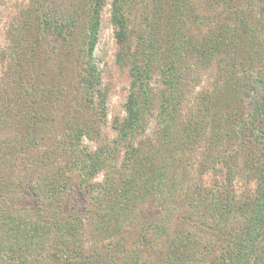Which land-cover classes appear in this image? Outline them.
I'll use <instances>...</instances> for the list:
<instances>
[{
    "label": "trees",
    "instance_id": "obj_1",
    "mask_svg": "<svg viewBox=\"0 0 264 264\" xmlns=\"http://www.w3.org/2000/svg\"><path fill=\"white\" fill-rule=\"evenodd\" d=\"M27 1L16 18L12 54L0 52V64L7 66L11 59L24 66L22 48L35 51L33 42L53 41L63 62L74 64L86 97H97L105 119L107 94L94 51L107 0ZM216 1L225 15L207 28L208 14L183 15L182 0H112L119 55L128 60L130 76L125 116L114 127L116 140L127 148V161L133 159L127 164L133 175L122 183L117 175L106 183L94 182L104 160L101 150L92 152L84 138L95 141L100 130L77 119L67 121L65 128L71 129L44 154L61 161L63 182L14 180V189L22 186L26 199H38L30 208L18 206L7 183L0 187V264H264V33L257 28L264 21V0ZM138 5L142 22L138 44L132 45L129 14ZM29 16L36 24L32 43L18 26ZM154 65L160 89L151 85ZM199 69L215 70L210 78L225 84L215 83L216 92L206 94L217 96L212 104L205 103L204 94L202 103L196 101L180 116L189 98L188 79ZM6 81L8 86L16 83L9 77ZM20 85L28 93L25 79ZM4 86L0 93L6 94ZM28 97L22 118L5 113L14 103L3 101L0 165L24 149L25 129L43 115L35 111L40 101ZM155 104L157 137L139 143L137 137L146 131L144 115ZM196 144H202L203 158L197 168L187 169L185 156ZM8 167L4 162L0 169ZM81 199L82 209H76L73 204ZM11 206L13 213L5 210ZM26 210L31 214L22 213ZM87 225L93 237L88 246L82 237ZM206 232L222 245L205 262L213 250L210 242L204 243Z\"/></svg>",
    "mask_w": 264,
    "mask_h": 264
},
{
    "label": "rangeland",
    "instance_id": "obj_2",
    "mask_svg": "<svg viewBox=\"0 0 264 264\" xmlns=\"http://www.w3.org/2000/svg\"><path fill=\"white\" fill-rule=\"evenodd\" d=\"M63 1L66 3L70 2V0ZM182 1L184 5L181 10L185 12L183 15L192 17L197 11L199 14L205 12L208 14V17H205L204 19V26H207V28L212 26L213 20L225 15L222 11V7L217 5L216 0L212 2H210V0ZM111 2L112 0H107V4L104 7L102 30L94 51V55L99 61L103 88L107 94L105 119L100 116L98 111L97 97L94 96L93 101L86 97L82 84H79V79L76 78L77 71L74 64H66V61V63L63 62L58 56L55 43L53 41L50 43L47 41V43H45V41L39 43L31 42L34 39L32 33L36 30V24L34 21H30V16L20 20L18 24V26L21 25L20 30L23 29L28 33L29 39L27 42L34 44L32 47H35V51H32V48L30 47L22 48L21 56L24 58V66L14 63L11 59L7 61V66L0 64V79L5 77L3 81L0 80V86H4L5 83L7 84V88L5 89L7 93H0V110L5 104L3 101L7 102L10 100L14 105H12L8 111L6 110L5 113L8 115H15V117L18 118L25 117L28 110V102L25 98L28 100L29 94L30 98H34V100L38 102L40 101L35 109L37 114L39 115L43 113L40 122L36 124L33 123L30 127L24 124L23 130L26 127L29 128V130L25 129L26 135L24 149L14 151V153L4 157L1 161L0 167L4 166V162H7L8 166L11 167L0 169V187L2 186V183H7V185L10 186L11 194L13 195L14 192L17 197L18 206L24 205L27 208H30L32 206H37L39 201L36 197H30V200L26 199L22 186L20 185L18 191L14 189V180L23 178L22 180L24 182L26 180L34 181L39 180V178H44L45 180L52 181L53 178H56L58 182H63V177L66 171L62 169L61 161H50L46 159L44 154L47 150L51 149V146L57 142L64 131L71 129L65 128L67 126V121H73L75 123V121L79 120V122L87 124L91 123L94 128L100 130L98 139H95V141L84 138L85 144L90 147L92 152L98 148V150H101L100 153L104 160L102 168H98V170L95 171L93 178H91L94 182L106 183L111 179V175L113 178L117 175L116 179L120 178V183H122L124 179H127L128 177L130 178L133 175L127 165L132 164L133 159L127 161L125 152L127 148L121 147V143H118L116 140L118 137V131L114 127L115 121L122 119L125 116L124 106L130 87V76L128 60L125 56L119 55L120 46L116 37V28L111 21ZM27 4H29L27 0H0V52H2L5 57L8 55L10 57L12 54L10 41L15 38V33L13 32L15 30V24L18 23H15L17 21L16 18L22 15L24 12V10H22L23 6ZM144 8L147 11L145 5ZM140 9L141 7L138 5L136 9L129 14V33L133 43L132 45L138 44V31L142 22V19H140ZM263 15H261V18ZM257 28L259 32L264 33V21H258ZM27 49L29 51H27ZM214 72L216 71L199 69V71L192 73V76L188 79L189 98L183 104L180 116H184V113H187L188 109L193 106L196 101L202 103L204 94L206 96L205 103L212 104L216 101L217 96L214 93L212 94L214 95L213 97L212 95L207 96L206 94L210 93L211 90L216 92L214 87L216 86L215 83L223 85L225 84V81H222L221 78L218 80L217 78L216 80L215 78H210L211 75H214ZM159 73L158 66L154 65L151 85L155 89L161 88V76ZM6 77L14 79L16 83L8 86L7 82L10 81H6ZM24 79L26 80V86L29 87V91L25 95L20 85ZM75 96H78V102L75 101ZM157 111V104H155L152 109L148 110L144 115L142 123L146 131L145 135L137 137L139 143H148L152 138L157 137V131L159 129ZM211 113H209V115ZM4 115L6 116V114ZM21 122L24 123L25 120H21ZM45 123L46 125L48 124V128L46 127L47 130L45 129ZM71 131L72 130L69 132ZM9 133L10 130L7 133H3V136L7 134L9 135ZM203 151L204 148L202 144H196L189 148V152H187V155L185 156L186 163L189 165V168L187 169H190V166L192 168L198 167L200 160L203 158ZM45 160L48 162H45ZM9 162H11V164ZM195 174L196 172H193L194 178L196 177ZM73 178H76L77 184L79 181L78 173H75ZM7 179H9V183L6 181ZM16 187L17 186H15V188ZM85 197L86 196L83 195L82 198ZM83 201L84 200L81 199L80 202L74 203L73 206L77 207L76 209H82ZM12 206L5 207V210L13 213V211H11L13 210ZM70 209L72 208L70 207ZM179 211L180 209L177 212ZM180 212L183 213L184 211L181 210ZM22 213L31 214V212L27 210ZM30 217H28V219ZM137 226L136 223L134 228ZM188 226L190 227V225ZM89 230L90 227L87 225L82 234L87 246L91 245L93 242L92 233L89 232ZM196 234L197 233H195V235ZM217 238L216 235L214 236L210 232L208 234L207 232L205 233L204 243L208 242L209 244L210 242L213 248L210 254L205 255V262L208 260L210 261L213 254H219L222 244L218 243Z\"/></svg>",
    "mask_w": 264,
    "mask_h": 264
}]
</instances>
